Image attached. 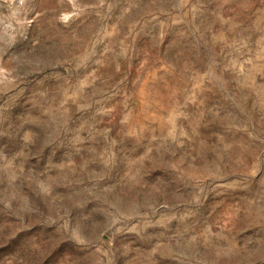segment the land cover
Returning a JSON list of instances; mask_svg holds the SVG:
<instances>
[{
    "label": "rangeland",
    "instance_id": "374dc122",
    "mask_svg": "<svg viewBox=\"0 0 264 264\" xmlns=\"http://www.w3.org/2000/svg\"><path fill=\"white\" fill-rule=\"evenodd\" d=\"M0 264H264V0H0Z\"/></svg>",
    "mask_w": 264,
    "mask_h": 264
}]
</instances>
